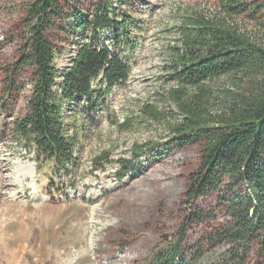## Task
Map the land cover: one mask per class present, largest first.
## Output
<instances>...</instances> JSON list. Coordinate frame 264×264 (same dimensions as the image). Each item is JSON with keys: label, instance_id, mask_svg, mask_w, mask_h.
<instances>
[{"label": "rangeland", "instance_id": "1", "mask_svg": "<svg viewBox=\"0 0 264 264\" xmlns=\"http://www.w3.org/2000/svg\"><path fill=\"white\" fill-rule=\"evenodd\" d=\"M31 1L0 0V264H146L186 221V193L200 166L198 145L165 148L180 120L169 95L179 86L169 74L182 46V26L190 18L221 20L264 48V0H239L245 6L242 13L227 10L230 0H114L136 19L132 38L137 49L123 55L130 76L99 109L85 111L82 102L66 112L79 140L75 165L59 177L51 162L37 169L35 155L14 134V124L28 113L32 91V69L12 73ZM103 1L74 0L67 8L88 14ZM56 44L62 52L57 67L64 73L78 47L60 38ZM207 84L213 94L208 105L212 116L225 109L228 95L242 88L231 75ZM152 111L162 119L155 120ZM147 143L156 146L134 160V147ZM103 154L112 163L95 168V159ZM120 160H132L122 177ZM21 166L31 172L34 168V178H22ZM197 206L215 209V196L201 198ZM224 218L218 213L215 221L191 226L186 252L198 249L202 264L218 258L226 247L198 246ZM258 248L246 264H264Z\"/></svg>", "mask_w": 264, "mask_h": 264}, {"label": "trees", "instance_id": "2", "mask_svg": "<svg viewBox=\"0 0 264 264\" xmlns=\"http://www.w3.org/2000/svg\"><path fill=\"white\" fill-rule=\"evenodd\" d=\"M70 2L75 3L32 0L26 4L21 56L12 70L13 74L33 70L28 113L14 124V134L35 155L37 169L44 161L51 162L56 177L69 173L76 163L78 129L72 128L66 112L82 102L85 111L105 105L129 79L131 67L123 55L137 49L132 38L136 19L125 5L107 0L87 14L68 9ZM229 2L225 6L229 12L244 11V3ZM59 38L78 47L64 73L57 67L62 54L56 44ZM170 69L171 80L179 87L169 95L180 120L172 126L165 148L198 145L200 166L186 193V221L146 264H202L198 249L186 252L188 230L215 221L218 213L224 221L204 235L198 247L226 249L206 264H246L256 247L264 259V48L224 21L190 18L182 26V46ZM225 75L233 76L242 88L228 95L225 109L212 116L208 105L213 94L207 83ZM228 89L234 91V86ZM152 116L163 117L154 111ZM154 146H135L133 159L139 160ZM131 161L120 160L121 177L130 171ZM105 163H112L109 154L94 161L95 168ZM211 195L216 208L201 210L198 201Z\"/></svg>", "mask_w": 264, "mask_h": 264}, {"label": "bare ground", "instance_id": "3", "mask_svg": "<svg viewBox=\"0 0 264 264\" xmlns=\"http://www.w3.org/2000/svg\"><path fill=\"white\" fill-rule=\"evenodd\" d=\"M28 166V165H27ZM27 166H21L22 167V169H21V172H19V173H21V177L22 178H28V177H32V178H34V168H33V172H31L29 169H30V167H31V165H30V167H27ZM19 176H20V174H19ZM29 179V178H28ZM33 182V181H32Z\"/></svg>", "mask_w": 264, "mask_h": 264}]
</instances>
